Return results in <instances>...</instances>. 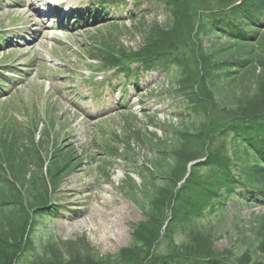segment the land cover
<instances>
[{
	"label": "trees",
	"instance_id": "16d2710c",
	"mask_svg": "<svg viewBox=\"0 0 264 264\" xmlns=\"http://www.w3.org/2000/svg\"><path fill=\"white\" fill-rule=\"evenodd\" d=\"M124 1L98 2L119 7L126 5ZM143 1L150 7L162 6L171 25L149 29L134 64L105 54L111 71L89 86L94 93L112 87L128 95L139 91L137 85L145 75L178 69L180 94L187 98L185 112L176 115L178 145L165 152L169 156L162 161L170 162L164 173L146 166L132 170L144 197L134 203L144 220L136 225L127 247L115 255H100L85 241L55 243L49 251L45 244L42 253L36 252L35 233L56 216L52 195L75 165L70 154L53 145L47 148L46 131L32 139L27 128L22 136L4 141L0 151V264H264V215L244 228L236 226L235 252L217 250L214 228L200 229L197 223L202 217L236 213L243 205L264 207V59L255 64L261 75L253 92L242 94L228 107L218 105L212 94L222 81L246 73L252 63L248 57L253 51L239 49L255 47L264 28V0ZM150 14L153 11H144L133 21ZM118 37L108 38L95 51ZM209 37L227 47L203 50L202 39ZM182 49L190 61L183 59ZM229 51L234 56H227ZM215 104L231 116L221 127H212L207 120ZM182 227L190 236L187 246L179 248L174 236ZM159 245L166 253H155Z\"/></svg>",
	"mask_w": 264,
	"mask_h": 264
},
{
	"label": "rangeland",
	"instance_id": "374dc122",
	"mask_svg": "<svg viewBox=\"0 0 264 264\" xmlns=\"http://www.w3.org/2000/svg\"><path fill=\"white\" fill-rule=\"evenodd\" d=\"M98 1L108 0H0V151L4 141L22 136L27 128L32 139L46 131L47 148L53 145L62 154H70L75 165L52 195L55 218L35 233L38 253L45 244L49 251L55 243L61 246L74 241H85L100 255H115L127 247L136 225L144 220L134 203L144 197L132 170L146 166L164 173L170 162L162 161L169 156L165 152L178 145L180 120L176 115L184 113L187 105V98L180 94L178 69L145 75L125 107L121 104L126 100L110 92L104 93L108 100L101 107L90 100V83L101 82L111 71L103 60L105 54L117 62L134 64L149 29L171 25L162 6L125 0V6L113 7ZM148 10L153 14L133 22ZM88 18L92 24L83 25ZM66 26L69 34L63 32ZM116 37L100 52L95 51L108 38ZM202 41L205 51L224 45L216 37ZM248 49L253 55L248 57L252 63L246 73L222 81L216 94L212 90L218 105L231 106L242 94L257 88L261 72L255 64L264 59V28L254 48L239 51ZM183 50V59L190 61ZM230 55L234 56L233 51L227 53ZM218 105L207 118L212 127H221L231 117ZM100 112L107 115L99 117ZM104 214L110 231L109 238L102 241L103 234L93 238L85 226L91 219L98 223ZM263 215V206L243 205L236 213L202 217L197 223L200 229L214 228L217 250L235 252L239 246L232 243L236 226L244 228ZM189 236L187 228H180L174 236L175 246H187ZM157 249L155 253H166L163 245Z\"/></svg>",
	"mask_w": 264,
	"mask_h": 264
},
{
	"label": "bare ground",
	"instance_id": "6f19581e",
	"mask_svg": "<svg viewBox=\"0 0 264 264\" xmlns=\"http://www.w3.org/2000/svg\"><path fill=\"white\" fill-rule=\"evenodd\" d=\"M65 1H67L68 3L71 1V0H65ZM100 217V219L98 220V223H96V221L95 220H90V223L89 224H86V228H88V233H89V235L91 236V237H93V238H95V237H97V235H96V233H98L99 235H101V234H103V236H101L100 237V239L102 240V241H104L105 239L107 240L108 238H109V235H108V233H109V231H110V229H108L107 228V221H106V219L108 218V217H106L105 216V214L102 216V215H100L99 216ZM91 222H94L95 223V225H96V227H95V225H93ZM108 225H109V223H108ZM80 226H82L81 224H80ZM79 226V227H80ZM79 227L77 228V229H79ZM85 227H83V229L85 228ZM104 237V238H103Z\"/></svg>",
	"mask_w": 264,
	"mask_h": 264
}]
</instances>
